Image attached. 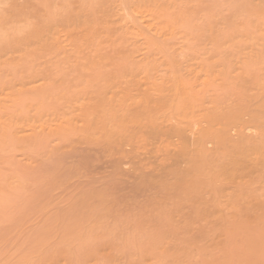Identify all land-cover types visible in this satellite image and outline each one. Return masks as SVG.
<instances>
[{"label": "rangeland", "instance_id": "obj_1", "mask_svg": "<svg viewBox=\"0 0 264 264\" xmlns=\"http://www.w3.org/2000/svg\"><path fill=\"white\" fill-rule=\"evenodd\" d=\"M4 1L6 0H0V41H2L0 42V264H264V189L261 190L257 187L258 184H254L257 183L255 176L258 177L259 173L239 172L240 174L245 173L244 178L250 179H247L250 183L249 187H251L249 193H253L254 196L259 195V198L256 197L258 201L255 203L256 198L252 196L254 199L252 203L250 202L249 207H247L248 203L245 206V202H243L244 209L239 212V215L234 214L236 211L230 210L231 207L227 209V211L230 210L227 215L232 211L239 218L233 217L232 214L234 219L231 217L230 220L228 219L231 224L232 220H241L242 223L240 233L237 229H235L237 232L233 231L232 227L231 231L237 233V236L234 233L231 235L232 233H228L229 231L227 234L223 229H227L230 223L227 224V220L222 222L223 218L221 220L218 218L220 217L219 210L217 211L219 206H214V204L218 205L219 198L222 196L218 195L216 198L213 184L217 186L220 185V182H211L216 179L211 178L210 181L208 176L207 179L210 182L205 183L204 180H208L204 175L205 177L203 176L201 181L204 184L212 185L213 191L209 190L211 189L209 186H203V189L202 183L200 185L203 192L200 189L198 193H195L196 190L194 192L196 195L190 193L194 196H189V188L184 187L185 190L182 188L181 195H178V190L175 188L180 187L179 184L186 179L187 175L186 171H184L185 175L178 171L184 170L185 162L183 160L181 162L183 158L178 157L180 160L178 163L181 164L179 166L184 165L181 169L179 166L175 167L177 161H175L176 165L174 164L175 168L167 165L170 166L171 169H169L161 163L162 157L154 156L156 153L153 150H151L152 155L151 152L145 154V150L137 151V147L124 144L125 140L123 141L125 146H123L128 152H125L126 155L123 156V146L121 148L118 145L117 148L120 150L118 155L119 152L117 153L111 143L106 141V144L104 139L99 138L100 142L96 140L97 136L91 139L92 131L87 128L88 123L85 116L87 108L90 106L89 104L93 103V100L96 105L101 104H98L100 100H97L100 96L106 95L112 102L117 95H121V97L125 95L129 99L131 95L146 97L152 94L154 89L148 77H153L155 74L146 76L141 70L158 65L163 66V69V63L168 60L167 58L170 59L167 55L171 53V49L170 53H166L167 58L165 55L161 56L164 60L160 58V55L159 59L155 58V56L158 58V50H155L154 54L152 46H150L151 48L147 47L152 50L154 55L149 52V54L151 53L149 56L148 49L142 50L145 46L143 37L138 36L142 38L139 39L134 34V30L129 28V26L137 24L138 29H142L140 22V20H144L142 18H146L142 23L144 25L159 17L160 19L165 18L163 20H166V24H169L170 21L174 24L180 22L178 24L181 27H179L180 33L175 27L177 31L174 30L176 32L174 35L176 36L168 37L169 40L166 38L167 44L164 41L163 43L162 39H158L163 36L160 35L157 38L158 33L154 36L150 34L152 31L146 32L144 27L142 30L156 43L164 44L163 49L166 47L174 49L175 46L176 48L178 46L179 49L183 45L180 44L181 42L184 45L189 43L188 47H185L187 51L189 46L194 45L192 50L194 48L198 55L193 53L191 48L188 53L191 51L192 54L191 52L186 54L183 47H181L183 50L181 54L185 53L196 63L198 61L199 66L209 68L208 74L211 77L228 64L225 68L226 71L223 70L226 76L222 75L218 80H210L211 83L205 84V86L202 84V77H198L192 83L193 86L197 85V89L200 87L197 91L200 93L197 98L199 95L200 97L198 100L196 99L200 105L209 107L211 106L209 100L214 98L212 96H218L226 106L231 103L229 101L236 98L233 95L238 96L237 93L240 91H244L240 92L244 104L261 99L260 96L264 94V89H261L264 88V84L261 85L264 82L262 81L264 80V67H262L264 59H261V66L258 67L250 65V63L247 66L243 64V61L246 60L247 52L258 50L260 47L264 48V0H114L115 2L113 0H94V2L93 0H83L82 5L74 3L78 9L71 4L75 0ZM67 2L73 6H68ZM132 2L133 4H131ZM137 3L140 6L147 3V9L144 10H147V13L148 7L151 8L152 10L149 9L148 12L149 15L147 14L145 17L144 11L145 15L143 14L144 16L140 19L142 15L136 14L137 11L134 12L135 7H133ZM120 5L123 6V9ZM140 6H136L138 11ZM153 7L158 9L155 10ZM121 10L126 11L121 12ZM150 12L157 16L151 19ZM19 13L20 15H18ZM163 13L165 14L163 15ZM157 21L152 24L157 25L159 22H163L159 19ZM218 22L220 24L225 22L226 26L218 27ZM163 23L158 26L162 27ZM206 23H211L209 26L214 33L220 31L218 39L215 38L217 34L209 35L210 29ZM204 25L208 26V31L204 30ZM139 26L141 27L139 28ZM212 27L215 29L213 30ZM147 28L149 27L147 26ZM235 29L237 30L235 31ZM204 34L215 35V37L212 36L215 40L210 43V40H205L208 35L204 37ZM183 35L187 37L184 38ZM60 39H62L61 42ZM192 41L197 43L192 44ZM241 41L242 43H240ZM177 42H179L178 45ZM154 46L155 49L156 45ZM176 48L175 53L178 52ZM164 51L159 54L162 55ZM174 51L172 50L173 54ZM144 52L151 59L154 58V64L157 60L158 62L156 65H151L153 64H150L151 61L147 62L148 66L145 65L146 67H142L140 70L138 67L142 63L139 62L143 59L142 62L148 61L146 60L148 56L143 55ZM179 54L180 52L177 53V57L179 56L176 57L177 59L180 58L179 60L182 61V57L186 58ZM189 57L183 61H188ZM224 62L225 64H223ZM242 69L246 70L242 73L250 78L248 81L241 72L238 73ZM247 71L250 77L245 74ZM136 73L139 74L136 75ZM241 75H243L242 77L245 79L243 82L247 86L243 85ZM255 75L259 77L253 79ZM221 79H225L227 84L230 82L229 85ZM237 79H239L238 83ZM147 80L148 83H146ZM240 82L244 87L241 85L242 88H240ZM249 82H251L250 85ZM109 89L115 94L110 93L108 96ZM225 94L230 95L225 97ZM103 97H101L102 102H104ZM242 98L239 101L242 102ZM244 98L246 99L244 100ZM110 100L105 101L110 102ZM235 101L238 102L236 99ZM237 102L235 104L239 103L240 105L237 106L241 108V102ZM251 102L250 104L255 103ZM173 121H175L174 118L166 124L174 123ZM192 124L194 128L199 127L196 122ZM202 124L205 125V122ZM160 126L167 129L161 121ZM171 126L167 125L169 128ZM185 126L188 127L189 124L187 123ZM251 130L247 131L251 132ZM232 132L234 133V131ZM153 133L147 134L155 137L157 133ZM187 133L188 136L191 135L190 131ZM167 134H169V138L171 136L173 140H178L177 135L174 137L173 131ZM153 136L149 140L156 143L157 137L153 138ZM132 144L135 145L134 142ZM208 145L211 148L212 144L208 143ZM227 148H230L228 150L230 151L232 147L227 146ZM234 148L237 149V147ZM130 149L136 150L138 153L143 151L142 154L139 153L142 157H138V153L134 151L137 153L135 154ZM236 149L230 151L231 153L225 150L224 154L233 153L236 155L238 152H235ZM173 150L172 153L175 151ZM131 151L132 153L129 154ZM135 156L137 157L136 161L139 158L142 159V161H138L139 165L136 164V161V163L132 162L136 158ZM148 158L150 162L152 161V166L150 162L148 163ZM156 161L159 163L156 164ZM120 165L121 167H119ZM157 165L161 167H156ZM162 166H165V169ZM160 169H163L162 173L166 170L172 176L170 174L160 176ZM156 171L159 174L155 173ZM173 172L180 176L179 178L184 179H179L181 182L175 188L173 187L177 184V180H175L177 176L174 177ZM239 173L238 176L236 174L239 180H236V176L235 180L232 178L235 181L232 182L233 185L229 181L227 184V180L223 178L225 181L221 180L222 187L225 182L226 188L228 186L231 189L234 188V184L236 185L240 181ZM154 174H158L161 178H153ZM219 174L217 173V177L216 175L215 177L219 178ZM223 174L225 177L224 172ZM223 174L220 178L223 177ZM164 179L170 180V182ZM161 180L164 184L160 182ZM163 185H166V188ZM258 189L259 191H257ZM229 190L226 189L224 193ZM210 191L214 193L211 194ZM217 192L219 191L217 190ZM197 194L198 200L195 199ZM189 197H191L190 202ZM211 197L218 201L211 202L213 200ZM223 197V199L229 198L228 196ZM248 200L245 199L246 202L250 201ZM226 203H224L225 208ZM221 205H223V201ZM228 205L231 206V204ZM102 206L104 209L101 208ZM258 206L260 208H256ZM201 209L208 210L204 216L206 214L210 216L203 218L204 211ZM223 212L224 210L222 213L220 212L221 215ZM227 215L226 217H228ZM221 223L223 225L226 223L224 226H227L223 228Z\"/></svg>", "mask_w": 264, "mask_h": 264}, {"label": "bare ground", "instance_id": "obj_2", "mask_svg": "<svg viewBox=\"0 0 264 264\" xmlns=\"http://www.w3.org/2000/svg\"><path fill=\"white\" fill-rule=\"evenodd\" d=\"M9 0H6V1H4V2H8ZM56 1V0H55ZM68 1V0H67ZM76 1V2H75ZM73 3H71V4H73L74 5V7H76L77 8V5H82L81 4V2L83 3V0H75ZM85 1H87V0H85ZM135 1V0H134ZM139 1V0H138ZM137 1V2H138ZM145 1H147V0H145ZM150 1V0H149ZM152 1V0H151ZM167 1H169V0H167ZM240 1V0H239ZM12 2V1H11ZM59 2V1H58ZM72 2V1H71ZM93 2H94V0H93ZM113 2H115L114 0H113ZM142 2V1H141ZM156 2V1H155ZM162 2V1H161ZM160 2V3H161ZM163 2H165V1H163ZM3 3V2H2ZM64 3V2H63ZM74 3H76L77 5H75ZM89 3V2H88ZM98 3V2H97ZM129 3V2H128ZM139 3V2H138ZM137 3V5L138 6H140L139 4ZM144 3V2H143ZM147 3H149V2H147ZM144 4L143 6H145L144 8H143V6H140V8L142 7V9H143V11H142V9H140L139 8V11H138V9H136L137 7V5L136 6H133V7H135L134 8V12L135 11H137V12H135L136 14H139L141 17H140V19L145 15V13H146V11L144 10V9H147V7H146V5L148 6V4ZM151 3V2H150ZM168 3V2H167ZM237 3V2H236ZM260 3V2H259ZM262 3H263V1H262ZM56 4V3H55ZM67 4H68V6L70 5L68 2H67ZM90 4V3H89ZM108 4V3H107ZM116 4V3H115ZM126 4V3H125ZM131 4H133V2L131 3ZM136 4V3H135ZM73 5H70V7L71 6H73ZM119 5V4H118ZM127 5V4H126ZM154 5V4H153ZM249 5V4H248ZM59 6V5H58ZM57 6V7H58ZM100 6V5H99ZM105 6V5H104ZM122 5H120V7H121ZM159 6V5H158ZM161 6V5H160ZM4 7V6H3ZM7 7V6H6ZM61 7V6H60ZM70 7H68V8H70ZM78 7H80V6H78ZM90 7V6H89ZM93 7V6H92ZM244 7H245V5H244ZM253 7V6H252ZM96 8V7H95ZM154 8V7H153ZM162 8V7H161ZM161 8H159V9H161ZM236 8V7H235ZM65 9H67V8H65ZM78 9V8H77ZM99 9V8H98ZM101 9V8H100ZM121 9H123V6H122V8ZM136 9V10H135ZM149 9H151V8H149L148 7V12H149ZM155 10L156 9H158L157 7L156 8H154ZM262 9V8H261ZM1 10V9H0ZM6 10V9H5ZM64 10V9H63ZM80 10V9H79ZM82 10V9H81ZM104 10V9H103ZM127 10V9H126ZM126 10H123V11H126ZM133 10V9H132ZM152 10V9H151ZM250 10V9H249ZM258 10V9H257ZM256 10V11H257ZM118 11V10H117ZM122 10H121V12H123ZM142 11V12H141ZM144 11H145V13H144ZM157 11H159V10H157ZM156 11V12H157ZM252 11V10H251ZM260 11V10H259ZM8 12V11H7ZM57 12V11H56ZM77 12V11H76ZM119 12V11H118ZM133 12V11H132ZM148 12L146 13V15H145V17L147 16V14H148ZM53 13V12H52ZM82 13H83V11H82ZM142 13V14H141ZM151 14V19H152V17H156L157 15L155 14V13H153V12H150ZM158 13V12H157ZM236 13V12H235ZM128 14V13H127ZM144 14V15H143ZM162 14V13H161ZM165 13H163V15H164ZM181 14H182V12H181ZM249 14V13H248ZM262 14V13H261ZM18 15H20V13L18 14ZM47 15V14H46ZM57 15V14H56ZM129 15V14H128ZM139 15H138V17H139ZM149 15V14H148ZM162 15V16H163ZM180 15V14H179ZM244 15H246L245 13H244ZM6 16V15H5ZM9 17H10V15H8ZM22 16V15H21ZM159 16H161L160 14H159ZM235 16V15H234ZM260 16V15H259ZM14 17V16H13ZM29 17V16H28ZM43 17V16H42ZM54 17H56V16H54ZM174 17V16H173ZM182 17V16H181ZM243 17V16H242ZM241 17V18H242ZM258 17V16H257ZM33 18V17H32ZM49 18V17H48ZM134 18H136L135 16H134ZM148 18H150V17H148ZM148 18H147V20H148ZM175 18V17H174ZM184 18V17H183ZM183 18H181V19H183ZM240 18V19H241ZM259 18V17H258ZM28 19V18H27ZM31 19V18H30ZM34 19V18H33ZM138 19V18H137ZM142 19H146V18H142ZM159 19V21H163V22H165V23H163V22H159V24H162L163 23V26L161 27V25L160 26H158L159 24H152V22H158L157 20ZM163 19H165V18H163ZM163 19H160V17L159 18H157V20L155 19H153L154 21H151V22H149L148 24H147V26L150 28V30H149V28H147V26H146V24L144 25V24H142L143 23V21L144 20H140V22H141V25H142V29H143V27H144V29L146 28V32H151L150 34H152V35H156L157 33L159 34H157V38L158 37H160V35L161 36H163V38L162 37H160V38H158V39H162V42L164 41L165 43H166V41L167 40H169V38H170V36H171V38H174L176 35H174V33H176V32H174V30L175 31H177V29L179 30V27L180 26H178V24L180 23H178V24H176V22H175V24L174 23H172L171 21V23L169 22V24H166V20H163ZM178 19V18H177ZM180 19V18H179ZM178 19V20H179ZM180 19V20H181ZM185 19V18H184ZM183 19V20H184ZM238 19V18H237ZM243 19H245V18H243ZM255 19H257V18H255ZM1 20V19H0ZM29 20V19H28ZM36 20V19H35ZM210 20V19H209ZM246 20V19H245ZM258 20V19H257ZM4 21H6V20H4ZM54 21H55V19H54ZM174 21V20H173ZM190 21V20H189ZM193 21H195V20H193ZM193 21H191V22H193ZM197 21V20H196ZM195 21V22H196ZM207 21V20H206ZM148 22V21H147ZM209 22V21H208ZM211 22V21H210ZM242 22V21H241ZM4 23V22H3ZM7 23V22H6ZM219 23V22H218ZM240 23V22H239ZM255 23H257V22H255ZM8 24V23H7ZM26 24V23H25ZM37 24V23H36ZM135 24V23H134ZM166 24V27H164V25ZM171 24V25H170ZM188 24H190V23H188ZM205 24V23H204ZM217 24V23H216ZM243 24V23H242ZM241 24V25H242ZM4 25H6V24H4ZM32 25V24H31ZM46 25V24H45ZM137 25V24H136ZM136 25H132V27H130L129 26V28H131V29H133L134 30V34L138 37H143V40H144V42H145V46L142 48V50L143 49H145V50H147L148 49V47L147 46H152V48L151 49H153L154 51H153V53L155 52V50H158V58L155 56V58L156 59H159V55H160V58H161V56H163V55H165L166 56V53H170V49H171V53L169 54V55H167V56H169L170 57V59L169 58H167V56H166V58L168 59H166L165 58V63H163L164 64V68L162 69V67L163 66H149V67H147V68H143L142 70L140 69V68H142V67H146V66H148V64H147V62L149 63L150 61V64L151 63H153V64H151V65H156V63L158 62V60H157V62L154 64V58L152 57V59H151V57H149V56H151L150 54L152 53L151 51V49L149 48L148 50V54H149V52H151L150 54H149V56H148V54L146 53V52H144L145 54H143V55H147L148 57V59L146 58V57H144V58H146V60H148V61H144V62H142L143 60H141V62H139V63H142L141 64V66L139 65V69L143 72V73H145V75L146 76H148L149 74L151 75V74H155V75H153V77H148V79H149V82L152 84V88L154 89L153 90V92H152V94L150 95V96H146V97H138L137 95H134V96H132L131 95V97L128 99V97L127 96H123V97H121V95L120 96H116V95H114V96H116V99H114L112 102H111V100H110V97H106V95L103 97V96H100V98L98 99L97 98V100H100V101H98L99 103L98 104H100V105H96L95 103V100H93V103L92 104H89V105H87V106H89L88 108H87V113H86V120H87V123H88V125H87V128L89 129V130H91L92 131V133H90L91 134V139L93 138V137H96V140H99L100 141V139H104V141L106 142H108L109 144L111 143L112 144V147L113 148H115L116 150H117V153H118V155L120 154V150L117 148L118 147V145H119V147H121L122 148V146L124 145V144H131V145H133L134 147H137L136 149H137V151H141V150H145L144 152H145V154H150V152H151V155H152V151L151 150H153L156 154L154 155V156H156L157 158H158V156H160V157H162L161 158V161L159 160V162H161L163 165H171L172 167L171 168H175V167H178L179 165H181L180 163H178V161H180V160H178L179 158H183V159H181V162H182V160L185 162V167H184V170L182 169V170H178L179 172H182L183 174H184V171H186L185 172V174H187L186 175V177L182 174V176H184L186 179L184 180L182 177L181 178H179L180 176H177L176 174H174L175 172H173L172 174H174V177H176V179L175 180H177V184H175V186L173 187V188H175V187H177V185L181 182H179V179L180 180H184L183 182H181L180 184H182V185H184V186H182V185H180L179 184V186L180 187H178V189L177 188H175V190H178V193H177V191H176V193L178 194V195H181V193H180V191L182 190V188L185 190V188H189V193H188V195L189 196H192L193 194L194 195H196L195 193H198L199 192V190L201 189V191H202V188H201V185L200 184H202L203 182L201 181V179L202 178H204L205 176L204 175H206V178L205 179H207V177L209 176V180L211 181L213 178L214 179H216L215 181L214 180H212L211 182H214V183H218V182H220V185H217L218 186V189H217V186H216V184H213V188H214V186H215V192H216V198H218V195L219 196H225V197H229V198H225V199H223L222 197H220L221 199H223V200H221L220 198H219V202H218V205L217 204H214V206L215 207H217V206H219V207H217V211L219 210V216L220 217H218V218H220V220H221V218H223L222 219V222H224V220L226 221L227 220V224L228 223H230L229 222V220H230V217L232 218V219H234L233 217H235L237 214L239 215L240 213L239 212H241L244 208H243V202H245L244 204H245V206H247L248 204V206L247 207H249L250 205H251V203L253 202V199L254 198H259V195L258 196H254V194L253 193H249L250 191H249V189L251 188V187H249L250 186V183H249V181L247 180V179H249V178H244V175H246L245 173H242V174H240L241 173V171L242 172H257V173H259V176L257 177V176H255V180H256V182L257 183H254V184H258L257 185V187L258 188H261V190L262 189H264V94L263 95H261L262 94V92L260 91V97H262L261 99H259V100H254V101H250L251 103H254V104H250V102H248V104H244V102H243V98H242V92H244V91H240V92H238L237 94H238V96L241 94V96H239L240 97V99H238L239 97L238 96H236V95H233V97H236V98H233V100L232 101H229V102H231L230 104H228V105H224L223 103L224 102H222L221 101V99H219V97L218 96H212V97H214V98H212L211 99V101L209 100V102L211 103L210 105L211 106H209V107H207L206 105H200L199 104V102L197 101L198 100V98L200 97V95L198 96V98H197V95L198 94H200V93H198L197 91L200 89V87L197 89L196 87H197V85L196 86H193L192 85V83H194V81L198 78V77H202V84H204V86H205V84H210L211 82H210V80H218V79H220L221 78V76L222 75H225V73H224V71L223 70H225V68H226V66L228 65H226V66H223V68L224 69H219L218 71H217V73H216V75L215 76H210L209 74H208V70H209V68L208 69H206L207 67H202V66H199L198 64V61H197V63L195 62V61H193V59H190V57L189 56H187V55H185V53H183V54H181L182 53V51L183 50H185V52H186V54H189L188 53V50L191 48V50H192V47L194 46H192V47H190L189 46V49L187 48V51H186V46L188 47V44L186 43V45H184V43H181L180 41H182V40H180L179 42H180V44H183L182 46L181 45H179V46H181V47H183L184 49L182 50V48L180 47L179 49H178V46H177V48H176V46H175V48L177 49V53H179L180 52V54L179 55H184L186 58H184V57H182V61L181 60H179V59H177L178 57H177V53H175V48L174 49H172L173 47H171V48H169V47H166V49H163V47H165V45L164 44H159V43H156V41H154V39L151 37V36H146V34L145 33H143L144 32V30H142L140 27L141 26H139V28L140 29H138V27L136 26ZM138 25H140V24H138ZM174 27H173V26ZM176 25V26H175ZM182 25V24H181ZM206 25H210L211 26V23L209 24V23H206ZM223 25V26H222ZM226 26V24H225V22H223L222 24H220L219 23V25H218V27H225ZM230 25V24H229ZM245 25V24H244ZM251 25V24H250ZM136 26V27H135ZM158 26V27H157ZM205 26L204 25V30H206V31H208V29H210L209 30V35L210 34H217L216 35V37H215V35H211V36H209L208 34H204V37H205V35H208L207 37H206V39L205 40H210L211 42L210 43H212L213 41L212 40H215V38H217L218 39V37H219V35L221 34L220 33V31H218V29H216L217 31H218V33L215 31V33L213 32V31H211L212 29H211V27L209 26ZM214 26V25H213ZM11 27V26H10ZM56 26L54 25V28H55ZM177 29H176V28ZM207 27H208V29H207ZM241 27V26H240ZM181 28V27H180ZM190 28H193V27H191L190 26ZM213 28V30L215 29V27H212ZM217 28V27H216ZM237 28V27H236ZM3 29V28H2ZM9 29V28H8ZM23 29V28H22ZM56 29V28H55ZM54 29V30H55ZM152 29V30H151ZM195 29V28H194ZM242 29V28H241ZM246 29H247V27H246ZM7 30V29H6ZM34 30V29H33ZM57 30V29H56ZM61 30V29H60ZM182 30V29H181ZM184 30V29H183ZM237 29H235V31H236ZM44 31V30H43ZM154 31V32H153ZM184 31H186V30H184ZM211 31V32H210ZM243 31V30H242ZM60 32H62V31H60ZM59 32V33H60ZM161 32V33H160ZM193 32V31H192ZM231 32V31H230ZM240 32V31H239ZM247 32V31H246ZM55 33V32H54ZM56 33H57V31H56ZM178 33V32H177ZM179 33H180V30H179ZM184 33V32H183ZM220 33V34H219ZM243 33V32H242ZM35 34V33H34ZM65 34V33H64ZM64 34H60L61 36L62 35H64ZM188 34V33H187ZM234 34V33H233ZM57 35V34H56ZM172 35H174V36H172ZM178 35V34H177ZM185 35V34H184ZM183 35V36H184ZM193 35V34H192ZM197 34L195 33V36H196ZM198 35H199V33H198ZM228 35V34H227ZM229 35H231V34H229ZM243 35V34H242ZM244 35H245V32H244ZM249 35V34H248ZM61 36H59V37H61ZM65 36H66V34H65ZM179 36V35H178ZM212 36H214L215 38L213 39V37ZM226 36V35H225ZM138 37V38H139ZM169 37V38H168ZM182 37V36H181ZM185 37H187V36H184V38ZM192 37V36H191ZM201 37V36H200ZM65 38V37H64ZM67 38V37H66ZM155 38V37H154ZM166 38H167V40H166ZM194 38V37H193ZM192 38V39H193ZM226 38H228L227 36H226ZM139 39H142V38H139ZM153 39V40H152ZM156 39V38H155ZM180 39V38H179ZM183 39V38H182ZM198 39H200V38H198ZM230 39V38H229ZM58 40V39H57ZM61 40L62 39H60V42H61ZM64 40V39H63ZM142 40V41H143ZM158 41V40H157ZM160 41V40H159ZM187 41V40H186ZM191 41V40H190ZM199 41V40H198ZM201 42L203 41V40H200ZM0 42H2V41H0ZM161 41H160V43H162ZM163 42V43H164ZM179 42H177L176 44L178 45V43ZM184 42V41H183ZM188 42H189V40H188ZM195 42V41H194ZM143 43V42H142ZM197 43V42H196ZM196 43H193V41H192V44H196ZM240 43H242V41L240 42ZM248 43V42H247ZM146 44H148V45H146ZM167 44V43H166ZM173 44V43H172ZM154 45H156V48L154 49L153 47H155ZM164 45V46H163ZM206 45H208L207 43H206ZM167 46V45H166ZM238 46H239V44H238ZM244 46V45H243ZM247 46V45H246ZM259 46V45H258ZM147 47V48H146ZM236 47V46H235ZM257 47V46H256ZM167 48H169V49H167ZM237 48V47H236ZM244 48H247V47H244ZM235 49V48H234ZM144 50V51H145ZM160 50V51H159ZM165 50V51H164ZM172 50L174 51V54L172 53ZM213 50V49H212ZM161 51H164L163 52V54L161 55V54H159V52H161ZM243 51H244V49H243ZM192 52L193 53H196V55H198L197 54V52H195V49L193 48V50H192ZM192 52H191V54H192ZM222 52V51H221ZM152 53V54H153ZM232 53V52H231ZM142 54V53H141ZM140 54V55H141ZM155 54V53H154ZM153 54V55H154ZM228 54V53H227ZM152 55V56H153ZM171 55H172V57H171ZM219 55V54H218ZM138 56V55H137ZM220 56V55H219ZM232 56V55H231ZM238 56H239V54H238ZM141 57H142V55H141ZM177 57V58H176ZM187 57H189L188 59V61H183V60H185V59H187ZM191 58H193V57H191ZM202 58V57H201ZM216 58H217V56H216ZM236 58V57H235ZM150 59V60H149ZM161 59H163L164 60V58H161ZM241 59V58H240ZM261 59H264V48H262V47H260V48H258V50H252V51H250V52H247V54H246V60L245 61H243L244 63L243 64H245V65H247V66H249L248 65V63H250V65L251 64H253V65H256L257 67L258 66H261ZM218 60V59H217ZM163 62V61H162ZM162 62H160L161 64H162ZM221 63H222V61H220ZM263 62H264V60H263ZM262 62V63H263ZM242 63V62H241ZM201 64H204V63H201ZM223 64H225V62L223 63ZM138 65V64H137ZM142 65H144V66H142ZM146 65V66H145ZM204 65H206V64H204ZM207 65H209V64H207ZM252 65V66H253ZM262 65H264V64H262ZM222 66V65H221ZM230 66V65H229ZM160 67H161V69H160ZM209 67H210V65H209ZM219 67V66H218ZM239 67V66H238ZM262 67H264V66H262ZM137 68V69H138ZM229 69V68H228ZM246 69H247V67H246ZM259 69V68H258ZM257 69V71L260 73V71ZM140 70H138L139 71V73H140ZM245 70V69H244ZM243 69H242V71L240 70L238 73H240L241 72V74H243L242 72L244 71ZM261 70V69H260ZM137 71V72H138ZM226 71V70H225ZM141 72V74H143ZM230 72V71H229ZM244 72H246V70L244 71ZM252 72H254V70H252ZM262 72H263V70H262ZM261 72V73H262ZM139 73H136V75L137 74H139ZM168 73V74H167ZM236 73V72H235ZM257 73V72H256ZM228 74V73H227ZM245 74H248V71H247V73H245ZM145 75H144V77H145ZM168 76V77H166V76ZM233 75V74H232ZM244 75V74H243ZM243 75H241V77L243 76ZM249 75V74H248ZM133 76V75H132ZM141 76V75H140ZM226 76V75H225ZM237 76V75H236ZM257 76L258 75H255L254 77H253V79H255V77H256V79H257ZM260 76H261V74H260ZM136 77V76H135ZM134 77V78H135ZM155 77V78H154ZM245 79H246V81H248V79H250V78H248L247 76H243ZM241 78L242 80V82L245 80L244 78ZM249 77H250V75H249ZM259 77V76H258ZM146 79H147V77H145ZM152 78H154V79H152ZM226 78V77H225ZM236 78V77H235ZM238 78H240V77H238ZM117 79V78H116ZM115 79V80H116ZM145 79V80H146ZM244 79V80H243ZM264 79V78H263ZM133 80V79H132ZM221 80H223V79H221ZM230 80H231V77H230ZM260 80V79H259ZM223 81H225V79L223 80ZM232 81H233V79H232ZM238 81H239V79H237V83H238ZM262 81H264V80H262ZM114 82V81H113ZM226 82V81H225ZM236 82H234V83H236ZM254 82V81H253ZM252 82V83H253ZM146 83H148V80L146 81ZM230 83V82H229ZM229 83L227 84V82H226V84L227 85H229ZM231 83H233V82H231ZM248 83V82H247ZM255 83H256V81H255ZM259 83V82H258ZM262 83V82H261ZM260 83V84H261ZM195 84H197V83H195ZM223 84V83H222ZM240 84V88H242V86L244 85V86H247V84L245 85L244 84V82H243V85L241 84V82L239 83ZM251 84V82H249V85ZM263 84H264V82L261 84L262 86H263ZM116 85V84H115ZM148 85H150V84H148ZM224 85H225V83H224ZM234 85V84H233ZM242 85V86H241ZM254 85V84H253ZM258 85V84H257ZM113 86V85H112ZM209 86V85H208ZM238 86V85H237ZM243 86V87H244ZM256 86V85H255ZM114 88H115V86H113ZM232 87V86H231ZM259 87V86H258ZM257 87V88H258ZM204 88V87H203ZM229 88V87H228ZM235 88V87H234ZM248 88V87H247ZM250 88H253V87H250ZM261 88V87H260ZM259 88V89H260ZM245 89H246V87H245ZM249 89V88H248ZM261 89H264V88H261ZM236 90V89H235ZM238 90H239V86H238ZM237 90V91H238ZM249 90H252V89H249ZM206 91V90H205ZM236 91V92H237ZM259 91V90H258ZM202 92V91H201ZM235 92V93H236ZM249 92V91H248ZM263 92H264V90H263ZM115 94L114 92H110V89L108 90V96H109V94ZM233 93V92H232ZM231 93V94H232ZM234 93V94H235ZM240 93V94H239ZM252 94H253V92H251ZM104 94V93H103ZM106 94H107V92H106ZM219 94V93H218ZM249 94V93H248ZM203 95V94H202ZM207 95V94H206ZM226 95H230V94H225V97H226ZM245 95V94H244ZM243 95V96H244ZM254 95V94H253ZM111 96H113V95H111ZM137 96V97H136ZM220 96V95H219ZM247 96V95H246ZM101 97H103L104 99H103V101L104 102H102V98ZM107 99H106V98ZM119 97H121V98H119ZM204 97V96H203ZM224 97V96H223ZM245 97V96H244ZM109 98V99H108ZM207 99L209 98V97H206ZM221 98V97H220ZM241 98H242V102L241 101H239V100H241ZM197 99V100H196ZM235 99L236 100H238V102H241V108H239L237 105H240L237 101H235ZM246 98H244V100H245ZM107 100H110V102H106ZM200 100V99H199ZM247 100H249V99H247ZM205 101V100H204ZM203 101V102H204ZM198 102V103H197ZM201 102V101H200ZM226 102V101H225ZM234 102V103H233ZM235 102H237L238 104H235ZM207 104V103H206ZM205 106V107H204ZM174 118V120L177 122H175V121H173L174 123H171V122H169V124H166L169 120H171V119H173ZM194 118H196V119H194ZM160 121L163 123V124H165L166 126H165V128H167V129H164L163 127H161L160 126ZM198 123L199 124V127H197V128H194L193 127V124L192 123ZM203 122H205V125H203L202 123ZM189 124V126L187 127V126H185V124ZM172 124H174V125H172ZM192 124V125H191ZM167 125H169V126H171V128H169V127H167ZM164 126V125H163ZM196 126V125H195ZM36 127V126H35ZM256 127V128H255ZM252 128H254L253 130H251ZM172 129V130H171ZM251 130V132L250 131H247V130ZM151 130V131H150ZM256 130V131H255ZM148 131V132H147ZM170 131H171V133H172V131H173V135H174V137L177 135V138H178V140L176 139V140H173V137H171L170 136V138H169V134H167V133H170ZM187 131H190L191 133V135H193V136H188L189 134L187 133ZM232 131H234V133L232 132ZM253 131H254V133H253ZM90 132V131H89ZM149 132H154L153 134H155V133H157L156 135H155V137L153 136V138H156V140H157V142L156 143H153L152 141L150 142V140H149V138L151 137L152 138V136H149L150 134H147V133H149ZM149 137H148V136ZM172 135V134H171ZM85 136V135H84ZM165 136H167V137H165ZM100 138V139H99ZM169 138V139H168ZM94 139V138H93ZM95 140V141H96ZM126 142H125V141ZM155 140V141H156ZM92 141V140H91ZM123 141H124V144H123ZM130 143H129V142ZM154 141V142H155ZM101 142V141H100ZM107 142H106V144H107ZM132 142H134L135 143V145L134 144H132ZM208 143L210 144H212V145H210V147L211 148H209L208 146ZM108 144V145H109ZM130 145V146H131ZM111 146V145H110ZM115 146V147H114ZM125 146V145H124ZM124 146H123V151H122V153H123V156H124V154H125V152H128L125 148H124ZM127 146V145H126ZM129 146V145H128ZM174 146V147H173ZM227 146H231L232 148H231V152L232 151H234V149H236V148H234L233 149V147H237V149H236V151L235 152H237V154L236 155H233V153L232 154H224V152H225V150H226V148H227ZM133 147V148H134ZM173 147V148H172ZM108 148H109V146H108ZM110 149V148H109ZM175 151H174V150ZM230 149V148H229ZM228 148H227V150L226 151H228L229 150ZM233 149V150H232ZM108 150V149H107ZM115 150V151H116ZM126 150V151H125ZM130 150H132L133 151V153H135V154H137L138 152L136 151V150H133V149H130ZM172 150L175 152V154H176V157H175V154H174V152L172 153ZM115 151H114V153H115ZM132 151L129 153V154H131L132 153ZM134 151H136V152H134ZM142 151V152H143ZM230 151H228V152H230ZM142 152L140 153V154H142ZM153 152V153H154ZM230 152V153H231ZM107 153V152H106ZM111 153V152H110ZM137 154V155H139L138 157H142V155H140V154ZM128 154V155H129ZM171 154V155H170ZM114 155V154H113ZM126 155V154H125ZM136 155V156H137ZM231 155H233V156H231ZM135 156V157H136ZM143 156H144V154H143ZM148 156V155H147ZM145 157V156H144ZM179 157V158H178ZM156 158V159H157ZM120 159V158H119ZM126 159V158H125ZM128 159V158H127ZM137 160V157L136 158H134V161H132V162H135L136 160ZM140 159V160H139ZM138 159V161H142V159L141 158H139ZM144 159V158H143ZM149 159V158H148ZM150 159H151V156H150ZM150 159L148 160V163L150 162ZM152 159H153V157H152ZM155 159V158H154ZM118 160V159H117ZM122 160V159H121ZM146 160H147V158H146ZM138 161H136L135 163L136 164H138L139 165V163H138ZM175 161H177V165H176V162ZM153 162H155V160H153ZM159 162H157L156 161V164L157 163H159ZM126 163H128V162H126ZM134 163V164H135ZM143 163V162H142ZM142 163H140V164H142ZM146 163V162H145ZM160 163V164H161ZM152 164V161L150 162V165ZM155 164V165H156ZM174 164L176 165L175 167H174ZM183 164V163H182ZM143 165V164H142ZM145 166H146V164H145ZM152 166V165H151ZM153 166H154V164H153ZM159 165H157L156 167H158ZM184 166V165H183ZM182 166V167H183ZM119 167H121V165L119 166ZM125 167H126V165H125ZM137 167V166H136ZM161 166H159V168H160ZM162 167H164V169H165V166H162ZM167 167H169V169H171L170 168V166H167ZM181 166H179V169H181L182 168ZM219 167V168H218ZM117 168V167H116ZM154 167H152V169H153ZM215 168V169H214ZM143 169V168H142ZM146 169V168H145ZM148 169V168H147ZM155 169V168H154ZM169 169H167V170H169ZM219 171V170H221L222 172H218L217 170ZM115 170V169H114ZM161 170V169H160ZM159 170V171H160ZM163 170V169H162ZM162 170L160 171V176H162L163 177V174L165 175V174H170V172H167L166 170L162 173ZM131 171V170H130ZM134 171H135V169H134ZM140 171V170H139ZM151 171V170H150ZM158 171V170H157ZM155 172V173H158V172ZM169 171H171V170H169ZM143 172V171H142ZM167 172V173H166ZM223 172L225 173V177H224V174H223ZM240 172V173H239ZM219 174V178H216L217 177V175L216 174ZM238 173H239V176H241V178H240V181L239 182H237L236 183V185L234 184V188H232L231 189V187H227L226 188V186H224L226 183L228 184V181L229 182H235V181H233L232 180V178L235 180V176H236V174H237V176H238ZM138 174H140L139 172H138ZM143 174V173H142ZM141 174V175H142ZM159 174V173H158ZM158 174H154V176L155 177H153V178H157L158 179V177L159 178H161ZM222 174H223V177H221L220 178V176H222ZM130 175V174H129ZM171 175V174H170ZM169 175V176H170ZM179 175H181L180 173H179ZM215 175H216V177H215ZM248 175V174H247ZM172 176V175H171ZM204 176V177H203ZM237 176H236V180L238 179L237 178ZM199 177H201V178H199ZM252 177V176H251ZM138 178V177H137ZM136 178V179H137ZM170 178H173V177H170ZM212 178V179H211ZM225 179V180H227L226 181V183L225 182H223V187H222V183H221V180L222 179ZM141 179V178H140ZM143 179V178H142ZM174 179V178H173ZM223 179V180H224ZM251 179H253V177L251 178ZM153 180V179H152ZM164 180H166V179H164ZM208 180V179H207ZM206 181V180H204V182L206 183H209L210 181ZM220 180V181H219ZM222 180V181H223ZM224 180V181H225ZM239 180V179H238ZM250 180V179H249ZM140 181V180H139ZM138 181V182H139ZM166 181H169L170 182V180H166ZM201 181V182H200ZM149 182V181H148ZM150 182H152V181H150ZM160 182H163L162 180L160 181ZM159 182V183H160ZM186 182H188V183H186ZM184 183V184H183ZM186 183V184H185ZM233 183H232V185H233ZM141 184V183H140ZM143 184V183H142ZM146 184V183H145ZM149 184V183H148ZM163 184H164V182H163ZM174 184V183H173ZM189 184V185H188ZM160 185H162V184H160ZM167 185V184H166ZM165 185V186H166ZM186 185V186H185ZM231 185V184H230ZM164 185H163V187H165ZM205 187V186H209V188L212 186H210L209 184L207 185V184H204L203 183V185H202V187ZM219 186H220V188H219ZM261 186V187H260ZM185 187V188H184ZM204 187H203V189H204ZM221 187H222V189H221ZM263 187V188H262ZM166 188V187H165ZM172 188V189H173ZM212 187H211V189H209V190H214ZM254 188V187H253ZM252 188V189H253ZM226 189H230L228 192H226V193H224L225 192V190ZM255 189V188H254ZM197 190V191H196ZM207 190V189H206ZM205 190V191H206ZM208 190V191H209ZM217 190L219 191V192H217ZM221 190V191H220ZM251 190V189H250ZM183 191V190H182ZM196 191V192H195ZM201 191H200V193H201ZM257 191H259V189L257 190ZM195 192V193H194ZM203 192V191H202ZM252 192V191H251ZM256 192V191H255ZM264 192V191H263ZM190 193H193V194H190ZM199 193V194H200ZM209 193V192H208ZM210 193L211 194H213L214 192H211L210 191ZM218 193V194H217ZM260 193H262V192H260ZM251 194V195H250ZM253 194V195H252ZM95 195V194H94ZM110 195V194H109ZM178 195H176V196H178ZM193 195V196H194ZM204 195V194H203ZM210 195V194H209ZM91 196V195H90ZM93 196V195H92ZM103 196V195H102ZM106 196V195H105ZM206 196V195H205ZM212 196V195H211ZM249 196H251V197H249ZM252 196H254V198H252ZM202 197H204V196H202ZM207 197V196H206ZM205 197V198H206ZM210 197V196H209ZM249 198V200H248V198ZM101 198V197H100ZM180 198V197H179ZM190 198L191 197H189V202H190ZM194 197H192V199H193ZM204 198V199H205ZM212 198V197H211ZM210 198V199H211ZM250 198H252V199H250ZM256 198V200H255V203H256V201H258V199ZM195 199H197L198 200V194H197V196H195ZM213 199V198H212ZM226 199H228V200H226ZM234 199V200H233ZM245 199L246 200H248L249 202H246L245 201ZM194 200V199H193ZM196 200V201H197ZM203 200V199H202ZM201 200V201H202ZM215 200V201H214ZM216 200L217 199H213V200H211V202L213 201L214 203L216 202ZM221 200V201H220ZM227 201V202H230V203H226L225 201ZM232 200V201H231ZM239 200H240V202H239ZM243 200V201H242ZM174 201H176V200H174ZM200 201V202H201ZM218 201V200H217ZM223 201V205H221V202ZM236 201V202H235ZM237 201H238V203L240 204H238L237 203ZM260 201V200H259ZM107 202V201H106ZM105 202V203H106ZM186 202H187V200H186ZM199 202V201H198ZM210 202V203H211ZM233 202H234V204H233ZM251 202V203H250ZM184 203V202H183ZM193 203V202H192ZM204 203V202H203ZM224 203H226V208H225V204ZM248 203V204H247ZM254 203V204H255ZM202 204V203H201ZM228 204H231V206L230 205H228ZM238 204V205H237ZM247 204V205H246ZM179 205H181L180 204V202H179ZM212 205H213V203H212ZM242 205V206H241ZM259 205L261 206V204L259 203ZM202 206V205H201ZM240 206H241V208H240ZM253 206V205H252ZM204 207H206L205 205H204ZM214 207V208H215ZM221 207V208H220ZM228 207V208H227ZM230 207H231V209H230ZM246 207V208H247ZM264 207V206H263ZM101 208H103V206L101 207ZM233 208V209H232ZM235 208V209H234ZM254 208H255V206H254ZM256 208H260L259 206L258 207H256ZM104 209V208H103ZM205 209V208H204ZM204 209L202 210V211H204ZM224 210V212H223V214L221 215V213H222V211ZM227 209H230V210H232V211H236L234 214H236V215H234L233 213H232V211H231V213H229L228 215H227V213H228V211L230 212V210H228L227 211ZM240 209V210H239ZM206 210V209H205ZM238 210V211H237ZM252 210H254V209H252ZM261 210V209H260ZM208 211V210H207ZM207 211H204V214H202L203 216L205 215V212H207ZM221 212V213H220ZM238 212V213H237ZM166 213V212H165ZM208 213V212H207ZM69 214V213H68ZM199 214V213H198ZM231 214V215H230ZM234 216H233V215ZM84 215V214H83ZM105 215V214H104ZM104 215H102V216H104ZM164 215V214H163ZM199 215H201V214H199ZM225 215V216H224ZM226 215L228 216V217H226ZM230 215V216H229ZM97 216H99V215H97ZM101 216V215H100ZM207 216L209 217L210 215L208 214H206V216H204L203 218H207ZM222 216V217H221ZM233 216V217H232ZM242 216V215H241ZM224 217H226L225 219H224ZM237 217V216H236ZM100 218H102V217H100ZM238 218V217H237ZM99 219V218H98ZM209 219H212V218H209ZM229 219V220H228ZM239 219V218H238ZM104 220H105V217H104ZM214 221H215V219H213ZM69 221V220H68ZM71 221V220H70ZM100 221V220H99ZM212 221V220H211ZM104 222V221H103ZM97 223H99V222H97ZM225 223V224H226ZM222 225H223V223H221ZM224 224V225H225ZM102 225V224H101ZM223 225V228L224 227H226V226H224ZM230 225H232L231 227H230ZM244 225H245V223H244ZM244 225H243V227H244ZM246 226V225H245ZM76 227V226H75ZM228 228L227 229H223V230H225V232L227 233L228 231V233H232L231 235H233V233L236 235L237 233H235V232H239L240 230L242 231V223H241V220L239 221V220H232V224L230 223L229 224V226H227ZM230 227V228H229ZM234 229H233V228ZM78 228H81V227H78ZM83 228V227H82ZM228 229H230V230H228ZM233 229V231H235V232H233V231H231ZM235 229H237V231L235 230ZM82 230V229H81ZM227 233V234H228ZM240 233V232H239ZM237 236V235H236ZM234 237V236H233ZM248 243V242H247ZM249 244V243H248ZM249 246H251L250 244H249Z\"/></svg>", "mask_w": 264, "mask_h": 264}]
</instances>
